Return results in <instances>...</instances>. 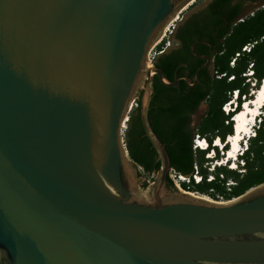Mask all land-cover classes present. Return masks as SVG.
<instances>
[{
    "label": "water",
    "instance_id": "1",
    "mask_svg": "<svg viewBox=\"0 0 264 264\" xmlns=\"http://www.w3.org/2000/svg\"><path fill=\"white\" fill-rule=\"evenodd\" d=\"M190 0H0V264H264V183L219 203L169 187L150 47ZM140 116L160 169L137 182ZM245 144V143H244Z\"/></svg>",
    "mask_w": 264,
    "mask_h": 264
},
{
    "label": "trees",
    "instance_id": "2",
    "mask_svg": "<svg viewBox=\"0 0 264 264\" xmlns=\"http://www.w3.org/2000/svg\"><path fill=\"white\" fill-rule=\"evenodd\" d=\"M252 1L256 0H214L209 7L210 27L213 30L218 25L225 24V27L221 31L223 40L213 56V73L207 77L203 87L189 88L185 95L178 96L177 87H167L158 79L155 82L149 118L170 157L171 170L167 176L169 187L176 188L170 177L171 171L192 177L196 167L202 181L195 183L192 178V183H182L184 189L207 194L214 199L220 194L230 200L264 183V115L240 156L243 165H239V170L220 164L212 173L209 172L205 167V162L209 161L206 157L209 151L194 147L195 136L199 134L210 144L219 138L228 151L227 140L234 133L235 112L226 113L223 107L237 91L241 110L242 98L253 99L255 95L252 91L261 88L264 80V7L251 16L241 17L245 4ZM245 46H250L249 50H244ZM156 65L171 81L174 79V65L170 60ZM142 94L143 90L138 106L129 116L126 149L132 161L142 168L139 176L157 175L160 159L145 134L140 116ZM206 99L208 108L195 127L193 115ZM213 173V180L208 181V176ZM229 180L234 183L227 185ZM144 187H147V182H144Z\"/></svg>",
    "mask_w": 264,
    "mask_h": 264
},
{
    "label": "flooded vegetation",
    "instance_id": "3",
    "mask_svg": "<svg viewBox=\"0 0 264 264\" xmlns=\"http://www.w3.org/2000/svg\"><path fill=\"white\" fill-rule=\"evenodd\" d=\"M194 1L195 0H190L183 5L180 8V12L189 9V6H191ZM213 2L214 0H209L203 6L190 11L181 18H179L178 15V19L175 21L177 23L170 33V39H164L165 36L159 40L161 36L157 40L159 41V50L152 63L155 66L166 60H170L173 63L174 79L172 81L176 79H179V81L178 84L167 87H177V91L179 92L178 96L185 95L189 88L199 89L200 86L203 87L207 77L211 76L213 73V56L223 40L221 31L223 27H225V24L222 26L218 25L214 30L210 27L211 23L208 11ZM249 4L252 5V7H246V5ZM263 4L264 2L262 3L260 0L247 2L241 17L251 16L258 11ZM251 8H253V11H250ZM165 77L170 80L169 77ZM157 79L162 83L158 76L155 75L154 85ZM203 104H206L207 110L208 106L206 99L200 104L195 114L200 110Z\"/></svg>",
    "mask_w": 264,
    "mask_h": 264
},
{
    "label": "rangeland",
    "instance_id": "4",
    "mask_svg": "<svg viewBox=\"0 0 264 264\" xmlns=\"http://www.w3.org/2000/svg\"><path fill=\"white\" fill-rule=\"evenodd\" d=\"M209 0H195L194 2H193V4L191 5V6H189L190 8L189 9H187V10H184L183 12H180V10L179 11H177L176 13H175V15H174V17H177L178 15H179V18H181L182 16H185V15H187L190 11H192V10H194V9H197V8H199V7H201V6H203L205 3H207ZM246 7H252V5H246ZM260 7H264V4L263 5H261ZM250 11H253V8H251L250 9ZM252 13V12H251ZM173 17V18H174ZM173 18L169 21V22H171L172 20H173ZM178 19V18H177ZM177 21V20H176ZM177 22H175L174 20H173V24L175 25ZM169 24V23H168ZM167 24V25H168ZM166 25V26H167ZM171 30H173V26H171ZM163 33H164V29H163V31H161L160 32V34L158 35V37L155 39V41H154V43L152 44V46L150 47V50H149V54H148V61H151V62H153L154 61V58L157 56V53H158V50H159V46L157 45V46H154L155 44H156V42H157V40L163 35ZM164 39H166V40H169L170 39V32H167V36L164 38ZM250 47V46H249ZM262 85H263V82H262ZM262 85H261V87H262ZM144 88H145V81H143L139 86H138V88H137V90H136V92H135V94H134V96H133V98H132V100H131V102H130V106L129 107H131L130 109L128 108V112H127V114H126V119L124 120V124H123V126H122V128H121V140H122V143L124 144V146H126V131H127V129H128V120H129V116H130V114H131V112L138 106V99H139V97H140V94H141V91L142 90H144ZM253 92V94L255 95L254 97H256V95H257V92L256 91H252ZM261 92V91H260ZM260 95V93L257 95V97L256 98H258V96ZM233 100H235V93H233L232 94V97H231V101H233ZM230 101V102H231ZM240 101V98H238V99H236L235 100V102H239ZM230 102H228L224 107H223V109H224V111L227 113V111L230 109L229 107V105H231V108H234L235 107V105L232 103H230ZM241 102H244L245 103V99H244V97L242 98V101ZM241 108H243V106L241 105ZM206 110V104H203L202 106H201V108H200V110L196 113V114H194L193 115V125L196 127L197 126V124H198V121H199V119L201 118V115L204 113V111ZM230 111V110H229ZM236 112V111H235ZM263 115H264V108H262L261 110H260V112L258 113V116H257V119H256V121H255V125H254V127H253V131H252V134L254 135L255 134V130L256 129H258L259 128V125H260V122H261V118L263 117ZM252 135V136H253ZM251 136V137H252ZM249 138H250V136L248 137V139H246V140H244L243 141V146H242V148L244 149L246 146H248L249 145V142H248V140H249ZM207 142L209 143V141L207 140ZM245 143V144H244ZM217 147V149H215ZM222 147V148H221ZM221 147L220 146H216L215 144H214V142H212L211 144L209 143V148H208V150L207 151H209V153L208 154H206V157L207 158H209V161H207V162H205V167H206V169L209 171V172H211L212 173V171L213 170H216L217 169V167H218V165H220V164H222V166H227L228 168H234V169H237V170H239L240 169V167H239V165L240 166H242L243 165V162H242V160H241V158H240V156L242 155V154H237V158L235 157V158H228V156H227V153H226V148H224V143L221 145ZM214 148V152L212 151V149ZM229 148H230V145H229ZM241 148V149H242ZM247 148V147H246ZM246 150V149H245ZM244 150V151H245ZM228 152H229V150H228ZM127 160H128V163H129V165H130V168H131V170L133 171V173L135 174V176H136V179H137V182L139 183V184H141V185H143L144 186V182H147V187H145V190H149V189H153V184H154V181H155V178H156V174H150V175H142V176H139V171H141L142 170V168L141 167H139V166H137L133 161H132V159L130 158V156H129V154L127 153ZM215 165H217L216 166V168L214 169V166ZM221 166V167H222ZM213 176H215V174L213 173L212 174ZM199 176H201V175H199ZM170 177L173 179V181H174V183H175V185L176 186H179V187H181V188H183V190H185L184 189V186L182 185V183H186V184H190V183H192V181L191 182H188V181H183V182H181L180 180H179V177L174 173V172H172L171 174H170ZM193 180L195 181V183H197L196 182V180H195V178L193 177ZM232 184V183H234L232 180H229V183L228 184ZM186 191H188V190H186ZM190 192H192V193H194V194H196V195H199V196H203V197H209L207 194H201V193H199V192H194V191H190ZM210 198V197H209Z\"/></svg>",
    "mask_w": 264,
    "mask_h": 264
},
{
    "label": "bare ground",
    "instance_id": "5",
    "mask_svg": "<svg viewBox=\"0 0 264 264\" xmlns=\"http://www.w3.org/2000/svg\"><path fill=\"white\" fill-rule=\"evenodd\" d=\"M176 20L177 17L174 19V21ZM258 91L260 93L258 98L254 97L251 100H245L243 108H241V110H236L235 112V115L233 117L235 123L234 133L229 135L227 140L230 145L229 152L227 154L228 158H235L241 151L243 141L248 139L249 136L251 137L253 135L252 131L258 113L262 108H264V82L262 87L259 88ZM220 144H223L221 140L215 142L216 146ZM180 179L182 178L180 177Z\"/></svg>",
    "mask_w": 264,
    "mask_h": 264
},
{
    "label": "built area",
    "instance_id": "6",
    "mask_svg": "<svg viewBox=\"0 0 264 264\" xmlns=\"http://www.w3.org/2000/svg\"><path fill=\"white\" fill-rule=\"evenodd\" d=\"M176 17H174L173 18V20L175 19ZM173 20L171 21V22H169V24L165 27V29H164V33H163V35H162V37L159 39V40H161L163 37H165V36H167V32H172V30H171V26H173L174 27V24H173ZM158 42L159 41H157L156 42V44L154 45V46H157L158 45ZM249 46H245L244 47V50L245 49H247V50H249ZM237 55H239V53H237ZM150 63H152L151 61H150ZM232 64H233V62H232ZM131 107H129V109H130ZM208 145V142H207V139L206 138H203V137H201L199 134H197L196 136H195V139H194V147L195 148H202V149H204L206 146ZM198 168L196 167V171H195V173L192 175V177L191 176H188V175H182V174H177L176 172H174V171H171V173L172 172H174L178 177H179V180L181 181V182H183V181H188V182H190L191 181V179L194 177L195 178V180H196V182L198 183V182H201L202 181V178H201V176H199L200 174L198 173V170H197ZM180 177L182 178V179H180ZM213 178H214V176L212 175V174H210L209 176H208V181H211V180H213ZM227 185H228V183H227ZM209 197H206V198H209V199H212V200H215V201H217V202H219V203H225V202H230V201H233L234 200V198H233V200L232 199H230V200H228V199H226L223 195H220V194H218L217 195V197H216V199H214V198H212L210 195H208Z\"/></svg>",
    "mask_w": 264,
    "mask_h": 264
},
{
    "label": "clouds",
    "instance_id": "7",
    "mask_svg": "<svg viewBox=\"0 0 264 264\" xmlns=\"http://www.w3.org/2000/svg\"><path fill=\"white\" fill-rule=\"evenodd\" d=\"M209 144V143H208ZM213 152H214V148H213Z\"/></svg>",
    "mask_w": 264,
    "mask_h": 264
}]
</instances>
